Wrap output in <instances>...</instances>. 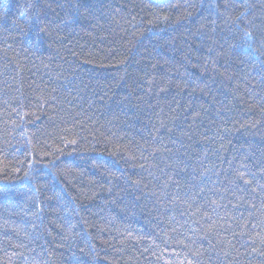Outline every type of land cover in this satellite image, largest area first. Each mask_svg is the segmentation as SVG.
Returning <instances> with one entry per match:
<instances>
[{"label":"trees","instance_id":"1","mask_svg":"<svg viewBox=\"0 0 264 264\" xmlns=\"http://www.w3.org/2000/svg\"><path fill=\"white\" fill-rule=\"evenodd\" d=\"M0 264H264V0H0Z\"/></svg>","mask_w":264,"mask_h":264},{"label":"snow or ice","instance_id":"2","mask_svg":"<svg viewBox=\"0 0 264 264\" xmlns=\"http://www.w3.org/2000/svg\"><path fill=\"white\" fill-rule=\"evenodd\" d=\"M20 15H22V16H23V15H24V13H23V12H21V13H20Z\"/></svg>","mask_w":264,"mask_h":264}]
</instances>
